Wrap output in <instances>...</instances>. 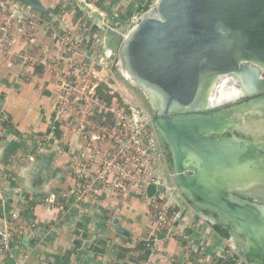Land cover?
Listing matches in <instances>:
<instances>
[{
  "label": "water",
  "instance_id": "95a60500",
  "mask_svg": "<svg viewBox=\"0 0 264 264\" xmlns=\"http://www.w3.org/2000/svg\"><path fill=\"white\" fill-rule=\"evenodd\" d=\"M20 1L50 11L41 0ZM90 14L102 18L96 10ZM117 55L123 75L152 109V125L170 156L171 185L190 206L216 214L238 237L247 262L264 264V203L239 195L264 182L255 173L249 184L233 181L230 170L263 175L264 140L225 133L235 126L227 113L241 116L264 100V0H155L121 38ZM55 155L50 150L33 161L37 186ZM154 190L149 185L148 196ZM115 231L129 234L120 225ZM50 264L69 263L54 258Z\"/></svg>",
  "mask_w": 264,
  "mask_h": 264
},
{
  "label": "crops",
  "instance_id": "0c3cea01",
  "mask_svg": "<svg viewBox=\"0 0 264 264\" xmlns=\"http://www.w3.org/2000/svg\"><path fill=\"white\" fill-rule=\"evenodd\" d=\"M57 1L41 0L48 9L56 7ZM51 15L49 12L47 16ZM65 24L63 21L61 26L65 27ZM41 39L29 54L30 59L14 58L11 64L4 60L2 64L6 63V66L0 70V107L10 117L9 126L0 133V167L7 175L5 195L12 206L31 210L32 216L39 221L38 233L41 235L38 239L25 240L22 255L27 256L26 264H50L54 258L69 264H188L190 257L186 256V247L183 241L177 240L174 231L170 238L163 239L154 230L155 247L146 259L143 257L141 244L150 235L151 220L150 212L136 197L122 198L119 209L107 208L113 197L105 199L102 205L85 201L80 209L71 206L56 209L30 201L31 196H41L53 188L68 187L72 183L66 176L64 164L68 156L62 154L65 148L49 146L46 139L58 84L53 82L48 71L35 70L39 61L44 64V57L49 56L50 41L45 36ZM64 134L70 135L67 130ZM39 141L41 145H38ZM50 147H58L59 152L51 169L40 172L41 181L37 186L32 175L34 160L29 161L27 155L34 154L38 148L42 155ZM199 217L188 213V223L183 221L175 228L193 235L189 239L191 248L203 240L209 243V246L203 245L208 259L209 251H213L210 246L218 250L222 243L217 229H209ZM117 225L126 228L129 234H118L115 231ZM217 254L220 255L218 251Z\"/></svg>",
  "mask_w": 264,
  "mask_h": 264
},
{
  "label": "rangeland",
  "instance_id": "374dc122",
  "mask_svg": "<svg viewBox=\"0 0 264 264\" xmlns=\"http://www.w3.org/2000/svg\"><path fill=\"white\" fill-rule=\"evenodd\" d=\"M57 2L56 7L49 8L51 16H47L49 12L43 13L36 9L34 10L45 14V17L53 22L61 34L69 37L70 43L58 45L56 42L50 41L48 45L49 56L44 57V64L39 61L35 70L39 72L48 71L53 77V82L58 84L55 92L57 99H54L52 105L50 130H48L51 139L48 142L49 146L57 145L59 148L63 146L65 148L62 151L63 154L67 145L70 146L69 143L72 139H75L76 135L79 138H83L82 128L85 126L84 120L96 123L101 122L99 120V109L102 111L104 109L105 111L108 110L106 114L107 122L114 125H117V120L113 113L118 114L119 117H126V120H124L125 124H128L131 121L130 119L142 117L140 114L142 111L147 113L144 114L145 118L149 115L152 119L153 112L143 91L123 75L118 62L117 50L121 38L135 25L141 15L152 7L155 0L150 4H148V0H58ZM147 5L149 7L143 9ZM92 10L100 13L102 18H94L90 14ZM63 21L67 23L65 27L61 26ZM79 26L81 27L80 29ZM75 27L77 29L73 31ZM8 61L12 63V60ZM5 64H0V70H4L2 68L6 66ZM70 86H72V89H70ZM94 109L95 113H92ZM90 113L93 116L88 117ZM225 117L235 120V126L227 129L226 134H230L231 130L236 133L237 130L240 134H236L244 138L264 140V115L243 114L238 116L234 112L227 113ZM241 117L244 118V121H242L243 118ZM60 127L65 132L67 130L70 135L64 134V136ZM160 141L163 143L161 139ZM82 142L85 141L82 139ZM58 147L57 149H52V147L49 149V151H56L55 157L59 152ZM65 153L69 154L67 151ZM67 158L70 159L71 156ZM166 163L167 166L166 164H158L156 172L163 178V184L168 188L166 203L170 204L168 212L170 226L168 230L163 228V230L156 229V231L162 235L163 239L170 238L174 231L173 234L177 240L183 241L186 247L188 252L186 256L190 257L188 264H204L205 262H208V264H252L245 260L242 244L238 237L224 227L214 212L190 206L177 188L171 185V162ZM44 179L42 180L44 181ZM240 190L239 195L264 203L263 185L259 183L253 184L249 188H241ZM122 198V195L112 198L107 208L112 209L114 207L119 209V205L123 203ZM144 206L148 209V212L152 213V210L147 205ZM158 210L159 208L156 209V218L158 213H160ZM188 213L198 214L199 218L202 217V223H207L211 230L221 227L227 232L226 235H223L217 229L222 244L218 250L210 246V250L213 249V251H209L211 252L209 255H211H208V259H206V253L203 252V245L209 246V243L203 240L198 242L194 248H191L189 239L193 235L175 228L178 227V223L182 224L183 221L188 223ZM216 250L220 253L219 256ZM202 256L204 257L201 258Z\"/></svg>",
  "mask_w": 264,
  "mask_h": 264
},
{
  "label": "built area",
  "instance_id": "2783aa9c",
  "mask_svg": "<svg viewBox=\"0 0 264 264\" xmlns=\"http://www.w3.org/2000/svg\"><path fill=\"white\" fill-rule=\"evenodd\" d=\"M41 36L58 45L70 43L68 36L61 34L52 21L30 5L20 0H0V64L14 58L30 59L29 54L39 45ZM98 112L101 122L84 120L83 138L76 135L65 150L69 154L64 152L71 156L64 165L67 179L72 183L68 187L53 188L41 196H31L30 201L56 209L66 206L80 209L85 201L102 205L105 199L118 195L136 197L152 210L149 219L151 232L144 240L150 255L157 239L154 230H168L170 226V204L166 203L168 188L156 172L158 164L167 166L163 143L151 117L145 118L147 113L143 111L140 114L144 119H130L128 124L124 123L126 117L113 113L117 125L107 122L108 110L99 109ZM92 113L88 117L93 116ZM9 124V116L0 107V133ZM60 129L64 135V129ZM46 139H51L50 135ZM37 150L27 155L29 161L40 158L41 152ZM6 181L7 175L0 167V264H26L27 256L22 255L24 242L41 237L39 221L32 216L31 210L12 206L5 195ZM149 185L155 188L152 196L147 194ZM158 208L160 213L156 218Z\"/></svg>",
  "mask_w": 264,
  "mask_h": 264
},
{
  "label": "bare ground",
  "instance_id": "6f19581e",
  "mask_svg": "<svg viewBox=\"0 0 264 264\" xmlns=\"http://www.w3.org/2000/svg\"><path fill=\"white\" fill-rule=\"evenodd\" d=\"M122 70V69H121ZM122 73H123V71H122ZM124 74V73H123ZM125 76V75H124ZM128 80H129V78L127 77V76H125ZM131 80V79H130ZM132 81V80H131ZM133 82V81H132ZM240 98V97H239ZM238 98H235V99H233V100H231V101H228V102H233V101H235V100H237ZM255 105H257L258 106V109H256V110H249L248 112H245V111H243V114H248V113H255L256 114V116H263L264 115V100H259V101H256L255 102ZM241 118H243V117H241ZM242 120V119H241ZM242 121H244V118H243V120ZM247 122V121H246ZM262 124V123H261ZM253 126V125H252ZM255 127V126H254ZM249 133V132H248ZM240 167L239 168H237V167H233L232 169H230V170H232V175H231V179L233 180V181H235L236 180V182H240V183H247V184H249V181H250V179H251V176H252V174L253 173H255V174H258L261 178H262V180H263V182H264V174L262 175L261 174V172L258 170H252V169H249V168H247V167H243L242 169H240ZM247 186V185H246ZM251 187V186H250ZM246 190V189H245ZM248 190V189H247ZM240 191H244V190H240Z\"/></svg>",
  "mask_w": 264,
  "mask_h": 264
},
{
  "label": "trees",
  "instance_id": "16d2710c",
  "mask_svg": "<svg viewBox=\"0 0 264 264\" xmlns=\"http://www.w3.org/2000/svg\"><path fill=\"white\" fill-rule=\"evenodd\" d=\"M152 1H153V0H148V4L152 3ZM148 7H149V5H147V6L144 7L143 9H147ZM216 227H218V226H216ZM217 229H218V230L220 231V233H222L223 235H226V234H227V232H226L225 229H221V227H218ZM141 246H142V250H143V257L146 259V258L148 257V255H149V250L146 249V248H144V244H141Z\"/></svg>",
  "mask_w": 264,
  "mask_h": 264
},
{
  "label": "flooded vegetation",
  "instance_id": "af4514ba",
  "mask_svg": "<svg viewBox=\"0 0 264 264\" xmlns=\"http://www.w3.org/2000/svg\"><path fill=\"white\" fill-rule=\"evenodd\" d=\"M264 74V73H263ZM240 99H242L241 97L240 98H238L237 100H235V101H233V102H236V101H238V100H240ZM233 102H228V103H226V105H228V104H230V103H233ZM236 133L237 134H240L239 132H237V130H236ZM163 145H164V153H165V159H166V161L167 162H170L171 160H170V156H169V153H168V150H167V147H166V145L163 143Z\"/></svg>",
  "mask_w": 264,
  "mask_h": 264
}]
</instances>
